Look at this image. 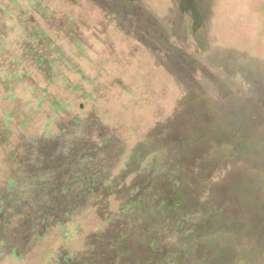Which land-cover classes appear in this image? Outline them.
I'll return each instance as SVG.
<instances>
[{"label":"rangeland","instance_id":"374dc122","mask_svg":"<svg viewBox=\"0 0 264 264\" xmlns=\"http://www.w3.org/2000/svg\"><path fill=\"white\" fill-rule=\"evenodd\" d=\"M43 45L63 47L70 80L43 78ZM42 88L70 103L66 119H91L89 135L51 125ZM0 121L23 172L36 177L23 187L52 191L59 204L93 172L117 177L131 150L170 153L178 136L197 189L236 205L233 233L206 234L201 252L220 264H264V0H0ZM96 217L68 248L102 228ZM30 234L15 238L22 257L0 264H46L59 241Z\"/></svg>","mask_w":264,"mask_h":264},{"label":"trees","instance_id":"16d2710c","mask_svg":"<svg viewBox=\"0 0 264 264\" xmlns=\"http://www.w3.org/2000/svg\"><path fill=\"white\" fill-rule=\"evenodd\" d=\"M62 48L55 46L50 53L43 45L38 65L44 79L53 73V82L58 78L62 82L70 80L68 74L74 68L70 58H64ZM37 102L50 113L46 120L51 125L63 120L64 125L73 128L70 137L73 131L80 137L83 131L87 134L89 125L94 127L88 118L66 119L70 103L50 96L44 88ZM2 125L0 121V260L23 256L14 241L26 230L38 242L47 238L59 241L57 249L46 252V264H220L204 256L198 242L208 233L221 232L219 229L232 234L235 222L231 213L236 205L220 193H209L208 187L197 189L200 184L180 153L185 144L178 136L167 143L170 153L162 154L154 148L149 150L151 153L131 150L122 160L117 177L103 180L98 171L93 172L86 178V185L63 189L59 204L52 191L23 187L24 180L36 177L30 179L23 172V153L17 144L4 139ZM44 129V138H49L52 129L48 125ZM11 166L14 172H8ZM101 182L104 187L99 186ZM91 214L103 223L99 226L102 228L90 234L83 247L71 250L67 240L81 233L82 223Z\"/></svg>","mask_w":264,"mask_h":264}]
</instances>
